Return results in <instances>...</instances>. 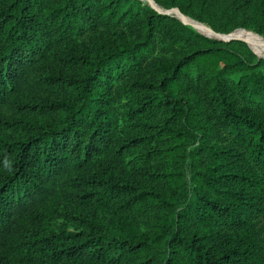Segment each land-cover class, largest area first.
<instances>
[{
	"label": "trees",
	"instance_id": "1",
	"mask_svg": "<svg viewBox=\"0 0 264 264\" xmlns=\"http://www.w3.org/2000/svg\"><path fill=\"white\" fill-rule=\"evenodd\" d=\"M153 2L264 37V0ZM0 264H264V58L143 0H0Z\"/></svg>",
	"mask_w": 264,
	"mask_h": 264
},
{
	"label": "bare ground",
	"instance_id": "2",
	"mask_svg": "<svg viewBox=\"0 0 264 264\" xmlns=\"http://www.w3.org/2000/svg\"><path fill=\"white\" fill-rule=\"evenodd\" d=\"M143 1L148 2L149 0H143ZM182 19H184L187 22H191V23L195 24L199 30L203 31V33H209L210 35H213L211 32V29L207 28L205 25L197 23V22L189 19L188 17H182ZM237 31H239V30H237ZM244 31L237 33L236 37H240V38L244 39L249 44V46L252 48V50L258 52L259 54L264 55V39L262 40L261 38H258L260 36L256 37L254 34L252 35L250 33L244 32Z\"/></svg>",
	"mask_w": 264,
	"mask_h": 264
},
{
	"label": "water",
	"instance_id": "3",
	"mask_svg": "<svg viewBox=\"0 0 264 264\" xmlns=\"http://www.w3.org/2000/svg\"><path fill=\"white\" fill-rule=\"evenodd\" d=\"M149 4L155 8L157 11L161 12V13H165V14H175L176 18H178L180 21H182L183 23H187L189 25H191L192 27H194L197 31H199L196 27L195 24L191 23V22H187L185 21L184 19H182V17H185L183 14H181L177 9H171V10H164V9H160L158 6L155 5V3L153 2V0H149L148 1ZM200 32V31H199ZM212 34L213 35H208V34H204L202 32H200L201 34L207 36V37H214V38H217L219 40H222V41H230L232 39H241V40H244L240 37H236V36H232L231 34L229 35H224V34H219V33H215L211 30ZM245 41V40H244ZM246 42V41H245Z\"/></svg>",
	"mask_w": 264,
	"mask_h": 264
},
{
	"label": "rangeland",
	"instance_id": "4",
	"mask_svg": "<svg viewBox=\"0 0 264 264\" xmlns=\"http://www.w3.org/2000/svg\"><path fill=\"white\" fill-rule=\"evenodd\" d=\"M148 5H150L149 4V2H146ZM156 5V4H155ZM151 6V5H150ZM157 6V5H156ZM160 9H161V7L160 6H158ZM165 10V9H164ZM170 15H174L175 16V14H170ZM176 17V16H175ZM189 19H191V18H189ZM191 20H193V19H191ZM194 21V20H193ZM195 22H197V21H195ZM197 23H199V22H197ZM203 25V24H202ZM204 25H206V24H204ZM208 26V25H207ZM209 27V26H208ZM210 28V27H209ZM198 29V28H197ZM211 29V28H210ZM199 30V29H198ZM212 30V29H211ZM238 29H236V31L234 30L233 32H231V33H228V34H224V35H229V34H231L232 36H237V33H239V32H241V31H244V32H246V33H250V34H254L256 37H258V36H260V37H258V38H261L262 40L264 39V37L263 36H261V35H258V34H256L255 32H253V31H250V30H248V31H246V29H240L239 31H237ZM200 32H202L203 33V31H201V30H199ZM198 31V32H199ZM213 31V30H212ZM199 32V33H200ZM209 32V31H208ZM214 32V31H213ZM233 33V34H232ZM204 34H208V35H210L209 33H204ZM220 34V33H219ZM210 38H213V39H217V38H214V37H210ZM217 40H219V39H217ZM232 40H241V39H232ZM220 41H222V40H220ZM231 41V40H230ZM241 41H243V42H245L244 40H241ZM223 42H228V41H223ZM246 44H247V46L251 49V51L257 56V57H261V58H264V55L263 54H259L258 52H256V51H254V50H252V48L249 46V44L247 43V42H245Z\"/></svg>",
	"mask_w": 264,
	"mask_h": 264
}]
</instances>
